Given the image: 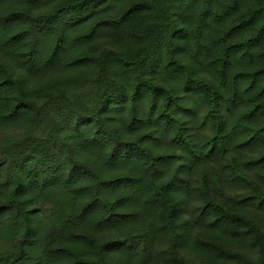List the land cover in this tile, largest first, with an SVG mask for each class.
Segmentation results:
<instances>
[{"label": "trees", "instance_id": "obj_1", "mask_svg": "<svg viewBox=\"0 0 264 264\" xmlns=\"http://www.w3.org/2000/svg\"><path fill=\"white\" fill-rule=\"evenodd\" d=\"M0 264H264V0H0Z\"/></svg>", "mask_w": 264, "mask_h": 264}]
</instances>
